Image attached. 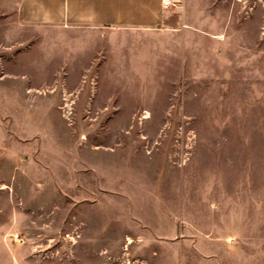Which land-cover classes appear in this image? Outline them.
<instances>
[{"label": "rangeland", "instance_id": "rangeland-1", "mask_svg": "<svg viewBox=\"0 0 264 264\" xmlns=\"http://www.w3.org/2000/svg\"><path fill=\"white\" fill-rule=\"evenodd\" d=\"M153 29L0 0V264H264V0Z\"/></svg>", "mask_w": 264, "mask_h": 264}, {"label": "crops", "instance_id": "crops-1", "mask_svg": "<svg viewBox=\"0 0 264 264\" xmlns=\"http://www.w3.org/2000/svg\"><path fill=\"white\" fill-rule=\"evenodd\" d=\"M162 0H20L27 23L83 28L146 30L158 26L166 11Z\"/></svg>", "mask_w": 264, "mask_h": 264}, {"label": "built area", "instance_id": "built-area-1", "mask_svg": "<svg viewBox=\"0 0 264 264\" xmlns=\"http://www.w3.org/2000/svg\"><path fill=\"white\" fill-rule=\"evenodd\" d=\"M172 2H173V1H171V0H162L163 5H165V6H169V5H171Z\"/></svg>", "mask_w": 264, "mask_h": 264}]
</instances>
